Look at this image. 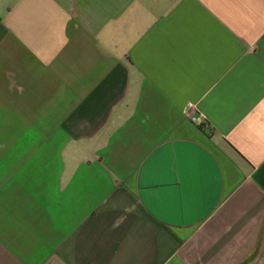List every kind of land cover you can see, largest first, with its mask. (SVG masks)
I'll list each match as a JSON object with an SVG mask.
<instances>
[{
	"label": "crops",
	"instance_id": "1",
	"mask_svg": "<svg viewBox=\"0 0 264 264\" xmlns=\"http://www.w3.org/2000/svg\"><path fill=\"white\" fill-rule=\"evenodd\" d=\"M0 264H264V0H0Z\"/></svg>",
	"mask_w": 264,
	"mask_h": 264
},
{
	"label": "built area",
	"instance_id": "2",
	"mask_svg": "<svg viewBox=\"0 0 264 264\" xmlns=\"http://www.w3.org/2000/svg\"><path fill=\"white\" fill-rule=\"evenodd\" d=\"M192 121L194 123H197V125H201L204 122V121L199 120L198 117H193Z\"/></svg>",
	"mask_w": 264,
	"mask_h": 264
},
{
	"label": "trees",
	"instance_id": "3",
	"mask_svg": "<svg viewBox=\"0 0 264 264\" xmlns=\"http://www.w3.org/2000/svg\"><path fill=\"white\" fill-rule=\"evenodd\" d=\"M207 126V121H204L201 125H198L199 128H205Z\"/></svg>",
	"mask_w": 264,
	"mask_h": 264
}]
</instances>
